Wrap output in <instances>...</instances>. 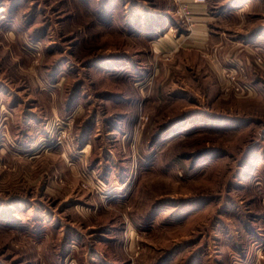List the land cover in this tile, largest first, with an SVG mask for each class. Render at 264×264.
<instances>
[{"label": "rangeland", "instance_id": "1", "mask_svg": "<svg viewBox=\"0 0 264 264\" xmlns=\"http://www.w3.org/2000/svg\"><path fill=\"white\" fill-rule=\"evenodd\" d=\"M180 2L0 0V264H264V0Z\"/></svg>", "mask_w": 264, "mask_h": 264}, {"label": "crops", "instance_id": "2", "mask_svg": "<svg viewBox=\"0 0 264 264\" xmlns=\"http://www.w3.org/2000/svg\"><path fill=\"white\" fill-rule=\"evenodd\" d=\"M194 17L193 19L194 20H197L199 23H201V21H203L204 17H203V9H199V8H196L194 10ZM191 37H193V40H196V41H193L194 43L196 44H201V42H204L206 41V38L205 36H203V33L200 32V30H195L194 33L192 35H190Z\"/></svg>", "mask_w": 264, "mask_h": 264}, {"label": "built area", "instance_id": "3", "mask_svg": "<svg viewBox=\"0 0 264 264\" xmlns=\"http://www.w3.org/2000/svg\"><path fill=\"white\" fill-rule=\"evenodd\" d=\"M175 2L179 7L178 13L180 14V12H182V15H184V16L187 15L188 14L187 5L180 2V0H175ZM203 2H204V0H188V3L194 4V5H197V4H200ZM185 9L187 11H184ZM182 15L180 16V18L182 17Z\"/></svg>", "mask_w": 264, "mask_h": 264}]
</instances>
